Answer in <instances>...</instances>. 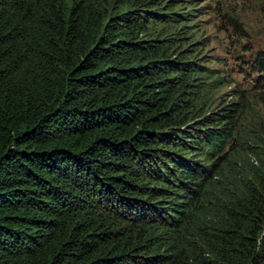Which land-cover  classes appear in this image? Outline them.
Listing matches in <instances>:
<instances>
[{"label":"trees","instance_id":"16d2710c","mask_svg":"<svg viewBox=\"0 0 264 264\" xmlns=\"http://www.w3.org/2000/svg\"><path fill=\"white\" fill-rule=\"evenodd\" d=\"M183 5L0 0V264H264V154L203 207L239 105L195 107Z\"/></svg>","mask_w":264,"mask_h":264},{"label":"rangeland","instance_id":"374dc122","mask_svg":"<svg viewBox=\"0 0 264 264\" xmlns=\"http://www.w3.org/2000/svg\"><path fill=\"white\" fill-rule=\"evenodd\" d=\"M177 1L184 3L180 11L191 14L178 49L191 53L188 59L203 73L195 107L204 115L232 101L239 105L237 126L222 150L224 168L206 188L203 207L216 218L236 206L235 195L263 163L258 155L264 154V72L257 71L254 58L264 50V0ZM157 26L149 24L148 30Z\"/></svg>","mask_w":264,"mask_h":264}]
</instances>
